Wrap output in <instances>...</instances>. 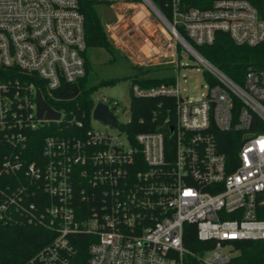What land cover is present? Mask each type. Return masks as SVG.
<instances>
[{
  "label": "built area",
  "instance_id": "obj_1",
  "mask_svg": "<svg viewBox=\"0 0 264 264\" xmlns=\"http://www.w3.org/2000/svg\"><path fill=\"white\" fill-rule=\"evenodd\" d=\"M97 1L143 3L171 33L164 29L159 52L178 56L179 45L186 48L203 65L207 90L190 98L176 80L135 83L138 97L176 98L159 131L130 135L131 104L103 94L93 96L90 115L51 105L59 119L41 118L36 90L44 97L43 91L21 76L39 79L49 93L64 83L75 89L83 80L87 41L80 2L0 0V136L15 150L3 171L17 179L2 192L0 217L20 216L53 233L23 264H228L238 253L234 242L264 240L256 210L264 192V68L250 67L239 83L195 44H212L218 32L238 44H258L264 0ZM98 103L108 106L115 125L93 116ZM92 118L106 128L95 129ZM50 123L68 131L46 135L42 158L26 163L32 135ZM220 133L234 134V159L222 151ZM192 232L195 240L187 244ZM86 243L84 258L79 246Z\"/></svg>",
  "mask_w": 264,
  "mask_h": 264
},
{
  "label": "trees",
  "instance_id": "obj_2",
  "mask_svg": "<svg viewBox=\"0 0 264 264\" xmlns=\"http://www.w3.org/2000/svg\"><path fill=\"white\" fill-rule=\"evenodd\" d=\"M80 9L85 17V34L87 49L91 46L104 47L109 51L118 50L108 38L107 30L97 12V0H79ZM158 5V3H157ZM181 45H179V48ZM196 49L211 62L216 64L230 77L239 83H243L246 71L252 67L255 69L264 68V40L255 45L238 44L226 32H218L212 44H195ZM86 62L87 74L77 85V92L74 93V85L64 83L59 90L49 93L44 88L39 79L29 75H22L21 79L34 82L43 91L47 102L53 107L70 111L74 110L79 116L83 112L90 115L94 105V87L87 88L86 83L89 78V59ZM128 58V57H127ZM129 59V58H128ZM139 78L137 82L143 87L158 86L161 84H172L174 77H152L148 73L152 66L135 64ZM113 83V81H106ZM176 105V98L168 95L153 97H138L133 95L132 121L127 126L130 135L138 132L159 131L164 129L167 123V116L172 113ZM170 110V112L168 111ZM63 128L64 124L50 123L37 130L30 140L28 149L25 151L24 160L29 163L42 158L43 140L46 135L56 133ZM71 131H77L75 127ZM232 133H220L219 138L223 140L222 151L226 152L229 159H234L237 154L238 145L232 138ZM14 147L3 141L0 136V202L3 198L2 192H7L12 187H16L17 179L15 175H8L3 171V162L10 155ZM22 180L24 176L20 175ZM28 184V182H27ZM36 199V198H35ZM257 215L264 219V192L257 197ZM53 238V233L47 228L28 223L27 220L18 216V221L0 217V264H23L36 254ZM195 240L193 232L186 236L185 242L192 243ZM238 251L228 264H264V240H242L233 243ZM80 256L87 255L86 244L80 246Z\"/></svg>",
  "mask_w": 264,
  "mask_h": 264
},
{
  "label": "rangeland",
  "instance_id": "obj_3",
  "mask_svg": "<svg viewBox=\"0 0 264 264\" xmlns=\"http://www.w3.org/2000/svg\"><path fill=\"white\" fill-rule=\"evenodd\" d=\"M143 7L141 2L137 7L128 2L97 4V12L108 38L118 50L109 51L97 46L87 49L90 65L86 87H94V98L103 94L129 106L133 98L132 87L139 78L135 64L141 65L145 61V64L152 66L149 76L174 77L184 96L195 98L204 95L208 80L203 65L183 46L179 48L178 56L159 52L166 41V33H171L148 8ZM122 34L125 35L121 37ZM146 54L150 55L148 59L145 58ZM91 122L95 129L106 128L103 122L93 118ZM107 129L117 133L116 129Z\"/></svg>",
  "mask_w": 264,
  "mask_h": 264
},
{
  "label": "water",
  "instance_id": "obj_4",
  "mask_svg": "<svg viewBox=\"0 0 264 264\" xmlns=\"http://www.w3.org/2000/svg\"><path fill=\"white\" fill-rule=\"evenodd\" d=\"M77 92V87L74 89V93ZM36 103L37 114L39 117H45L46 119H59L60 112L56 111L43 97L40 89L36 90ZM93 116L103 122L111 125L116 124V118L109 110L108 106L102 103H98L94 109Z\"/></svg>",
  "mask_w": 264,
  "mask_h": 264
},
{
  "label": "crops",
  "instance_id": "obj_5",
  "mask_svg": "<svg viewBox=\"0 0 264 264\" xmlns=\"http://www.w3.org/2000/svg\"><path fill=\"white\" fill-rule=\"evenodd\" d=\"M148 48H150L149 45H148ZM151 49H152V48H151ZM158 60H159V59H157V61H158ZM145 63H147V62L144 61V63H142L141 65H147V64H145ZM136 64H137V63H136Z\"/></svg>",
  "mask_w": 264,
  "mask_h": 264
}]
</instances>
